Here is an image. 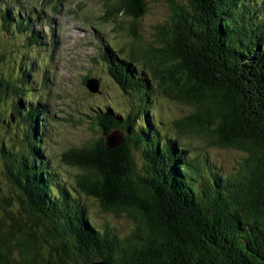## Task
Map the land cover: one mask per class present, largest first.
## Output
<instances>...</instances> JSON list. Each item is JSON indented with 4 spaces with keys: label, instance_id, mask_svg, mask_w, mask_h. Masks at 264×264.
Listing matches in <instances>:
<instances>
[{
    "label": "trees",
    "instance_id": "16d2710c",
    "mask_svg": "<svg viewBox=\"0 0 264 264\" xmlns=\"http://www.w3.org/2000/svg\"><path fill=\"white\" fill-rule=\"evenodd\" d=\"M162 1L170 12L155 24L153 42L99 40L128 108L90 103L83 119L98 138L54 162L46 104L29 94L26 106L15 82L26 83L30 70L19 68L15 81L1 74V112L8 105L14 114L1 126L25 133L0 140L10 187L0 196V264H264V0ZM147 2L105 0L102 18L139 19ZM0 10L1 27L17 36L31 27L30 41L50 23L41 13L16 21L11 12L19 10L6 2ZM13 91L16 99H7ZM159 98L192 110L165 130L155 118ZM113 130L123 141L111 148L105 138ZM193 136L240 152L237 166L215 167L196 153ZM88 199L132 226L124 232L98 221Z\"/></svg>",
    "mask_w": 264,
    "mask_h": 264
},
{
    "label": "rangeland",
    "instance_id": "374dc122",
    "mask_svg": "<svg viewBox=\"0 0 264 264\" xmlns=\"http://www.w3.org/2000/svg\"><path fill=\"white\" fill-rule=\"evenodd\" d=\"M4 2L21 11L22 15L20 11L11 12L12 15H17V20L24 17V14L32 22L36 20V14L43 11L50 21L47 26L43 23L42 33L40 30L39 33H36L38 30H35V34L31 33L36 37L31 41L26 38L31 27L27 28L29 31L26 29L21 32L16 31L19 35L17 36L10 35L0 25V76L3 74V78L15 81L14 77L18 74L19 68L26 73L25 76H27L26 71L30 70L29 77H25V84H21L18 80L15 82L16 85L24 86L20 98L26 106L29 102V94L36 101L46 104L45 121L48 122L49 130L46 133L48 139L45 143L46 150L54 154L53 161L62 151L98 138V135L85 123L86 119H83V113L88 111L90 103L113 104L124 110L130 103L128 95L122 92L109 76L102 63L100 38L110 41L115 47L127 46L138 39L153 42L155 39L153 28L169 15V6L162 0L156 2L148 0L147 11L139 19L134 20L128 14L122 13L118 14L113 22L104 21L102 18L105 0H0V6L4 5ZM14 24H11V29H14ZM133 28L138 32V38L129 33ZM35 29L39 28L35 26ZM94 77L98 79V86L101 89V93L97 96H92L93 94L84 84V79ZM10 90L12 91L11 87L7 88V91ZM13 92L15 95H12ZM13 92L7 99H16L18 92ZM1 103L0 100V140L4 137L3 141L6 143L9 137L25 133V129L22 126L16 129L10 128V133L5 134L1 121L6 122L5 117L9 115L14 117V114L8 105L2 113L3 103L2 105ZM155 106L158 110L155 118L164 123L165 130H171L169 123L172 120L181 118L192 110L189 105L165 98L156 99ZM189 140L192 146L198 147L196 153L207 156L215 167L231 169L237 166L240 152L210 145L197 136ZM61 166L65 167L62 164ZM4 172V162L0 156V196H6L10 192ZM87 201L90 212L98 221L104 219L124 232L132 226L125 216L116 219L111 214L100 213L93 199ZM13 209L17 210L18 206L15 204Z\"/></svg>",
    "mask_w": 264,
    "mask_h": 264
},
{
    "label": "water",
    "instance_id": "95a60500",
    "mask_svg": "<svg viewBox=\"0 0 264 264\" xmlns=\"http://www.w3.org/2000/svg\"><path fill=\"white\" fill-rule=\"evenodd\" d=\"M99 81L96 78H91L87 82V88L91 93H96L99 89ZM13 120V115L10 116ZM106 144L108 147H116L123 141L122 134L117 130H113L109 135L105 138ZM91 264H104L103 262H94Z\"/></svg>",
    "mask_w": 264,
    "mask_h": 264
},
{
    "label": "bare ground",
    "instance_id": "6f19581e",
    "mask_svg": "<svg viewBox=\"0 0 264 264\" xmlns=\"http://www.w3.org/2000/svg\"><path fill=\"white\" fill-rule=\"evenodd\" d=\"M20 11V10H19ZM20 13H21V11H20ZM15 15V19H16V14H14ZM21 15H22V13H21ZM31 20V19H30ZM16 21H17V19H16ZM31 26V25H30ZM46 40V39H45ZM55 40V39H54ZM53 44V43H52ZM107 50V49H106ZM103 53V52H102ZM50 62V61H49ZM25 68V67H24ZM44 73V72H43ZM43 75V74H42ZM40 77V76H39ZM46 80V79H45ZM22 81V80H21ZM50 81V80H49ZM43 82H44V80H43ZM85 82V81H84ZM21 104V103H20ZM22 106V105H21ZM32 108V107H31ZM99 117V116H98ZM108 124V123H107ZM43 125V124H42ZM45 128V127H44ZM46 129V128H45Z\"/></svg>",
    "mask_w": 264,
    "mask_h": 264
}]
</instances>
